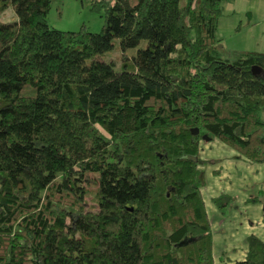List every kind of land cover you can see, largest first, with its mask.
Segmentation results:
<instances>
[{
	"label": "trees",
	"instance_id": "16d2710c",
	"mask_svg": "<svg viewBox=\"0 0 264 264\" xmlns=\"http://www.w3.org/2000/svg\"><path fill=\"white\" fill-rule=\"evenodd\" d=\"M225 1L95 0L90 33L0 0V264H214L200 143L264 164V53H225ZM246 245L235 264H264Z\"/></svg>",
	"mask_w": 264,
	"mask_h": 264
},
{
	"label": "rangeland",
	"instance_id": "374dc122",
	"mask_svg": "<svg viewBox=\"0 0 264 264\" xmlns=\"http://www.w3.org/2000/svg\"><path fill=\"white\" fill-rule=\"evenodd\" d=\"M94 1L52 0L47 16L49 26L62 32H78L82 27H85L90 33H99L102 30L103 18L100 13L91 10ZM230 9L231 7L227 1L223 2L222 14L216 32V38L220 41L225 53L235 50L264 53V19L262 20L258 16L259 14H255L252 18L253 20L256 18L255 25L257 30L250 32V27L247 24L252 15L245 12L240 13L239 11L232 15ZM0 19L3 22L15 19L14 12L8 8L0 16ZM145 47L146 42L141 41L136 48L126 50L124 54L131 58L135 56L138 49ZM121 56L122 52L119 48V42L115 40L113 50L103 57H99L100 59L97 58V60L105 63L111 62L114 65V69L120 71ZM205 142L208 141H202L200 145ZM206 147L208 148H206V151L211 147L209 152L210 159L215 157V159L221 160L220 170L225 174L221 184L232 185L235 190L234 193L230 194L235 196V198L230 200V203L227 202L229 203L228 207L221 210L213 202L220 214L214 215L212 212L210 213L214 238L213 257H215V262L218 264L219 255L225 254L226 258L230 256V254H226L230 253L227 249V244L235 246L242 245L245 242L246 245V241H244L246 236L255 235L262 230L259 217L261 216L262 219V215H264V164H249L245 162L237 152L218 140H213ZM204 165L206 164L201 167L200 163L199 168L201 171L207 170V168L203 167ZM205 180L206 176L204 177ZM253 191L255 193H252ZM248 194H253L252 196H255L254 199L256 197L257 199L255 201L247 200ZM89 205L90 203L88 202L86 206L88 207ZM207 205L209 207V202H207Z\"/></svg>",
	"mask_w": 264,
	"mask_h": 264
},
{
	"label": "crops",
	"instance_id": "0c3cea01",
	"mask_svg": "<svg viewBox=\"0 0 264 264\" xmlns=\"http://www.w3.org/2000/svg\"><path fill=\"white\" fill-rule=\"evenodd\" d=\"M227 3L231 7L230 10H231L232 15H234V13H238L237 11H239L240 13L245 12L246 14L248 13V14L252 15L250 17V20H249L247 25L250 27V32H255L257 30L256 25H255L256 18H254V20H253L252 17H254L255 14H257V15L259 14L258 16L262 20L264 19V0H231V1L227 0ZM250 22H251V24H249ZM204 141H208V142H205L203 145L202 144L200 145L201 152L199 154V160L201 163V167L203 164H206L203 167L207 168V170H203V168H202V170H203L202 172L204 174V177L206 176V180L204 181V185L201 187L200 192H201V196H202V199L204 202V206H205L207 216H208L210 224H211V231H212V223L210 220V213L212 212L214 215H217L219 213V211L215 208V206L213 204V199L218 198V197H222V196L229 197V198L233 199V198H235V196L230 195V194L234 193L235 190H234V187H232V185H222L221 184V181H222V179H224V176H225V174H223V172L220 170L221 166H219V165L221 164V160L215 159V157L211 158V159L209 158V152L211 151V147L208 151H206V148H207L206 146L209 145L213 140H211V141L204 140ZM245 162H247V161H245ZM257 187H259V186H257ZM235 188H236V186H235ZM260 188H258V189L260 190ZM258 189H256V190H258ZM252 193H255V191H253ZM252 195L253 194H251V195L248 194L247 200L254 201L253 199L255 196H252ZM255 199H257V197ZM207 202H209V204H210L209 207L207 205ZM259 219L258 220L260 222V226H262V230L256 234L254 233L255 234L254 236L258 237L259 239H261L264 242V215H262V219H261V216L259 217ZM251 235H253V234H251ZM248 236H250V235H248ZM248 236H246V238ZM212 237H213V233H212ZM246 238L244 239V241H246ZM227 249L230 253H226V254H228V255L230 254V256H229L230 259L226 258V256H224L225 254H222L221 256L219 255V263L218 264H235L238 261H242L245 258V255L247 252L245 242L242 245H235V246L232 244H227ZM213 250H214V241H213ZM214 264H216L215 257H214Z\"/></svg>",
	"mask_w": 264,
	"mask_h": 264
}]
</instances>
